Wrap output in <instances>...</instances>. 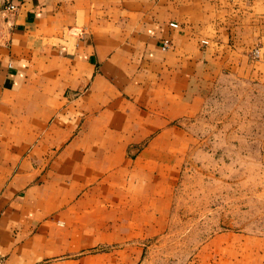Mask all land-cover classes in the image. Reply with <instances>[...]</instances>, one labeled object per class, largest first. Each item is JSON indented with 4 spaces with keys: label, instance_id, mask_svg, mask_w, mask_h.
Instances as JSON below:
<instances>
[{
    "label": "crops",
    "instance_id": "obj_1",
    "mask_svg": "<svg viewBox=\"0 0 264 264\" xmlns=\"http://www.w3.org/2000/svg\"><path fill=\"white\" fill-rule=\"evenodd\" d=\"M8 3L16 8H0V256L146 264L144 160L153 162L162 139L173 149L205 85L264 87V0ZM188 263L264 264V236L222 232Z\"/></svg>",
    "mask_w": 264,
    "mask_h": 264
},
{
    "label": "rangeland",
    "instance_id": "obj_2",
    "mask_svg": "<svg viewBox=\"0 0 264 264\" xmlns=\"http://www.w3.org/2000/svg\"><path fill=\"white\" fill-rule=\"evenodd\" d=\"M251 87L205 85L198 110L178 121L173 149L162 139L153 162L144 160L146 264H189L222 232L264 236V98L254 96L264 87Z\"/></svg>",
    "mask_w": 264,
    "mask_h": 264
},
{
    "label": "built area",
    "instance_id": "obj_3",
    "mask_svg": "<svg viewBox=\"0 0 264 264\" xmlns=\"http://www.w3.org/2000/svg\"><path fill=\"white\" fill-rule=\"evenodd\" d=\"M6 7L8 9L13 10L16 8V5L14 3H8ZM171 25L174 27L178 26L177 23H172ZM203 43H207V41L204 40ZM165 46H168V44H166ZM250 55L252 56L253 59H259L261 57V52H260L259 48H255L251 51ZM0 264H5L2 256H0Z\"/></svg>",
    "mask_w": 264,
    "mask_h": 264
}]
</instances>
